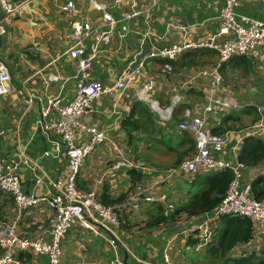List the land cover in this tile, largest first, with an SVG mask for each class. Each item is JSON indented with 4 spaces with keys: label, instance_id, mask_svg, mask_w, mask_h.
<instances>
[{
    "label": "crops",
    "instance_id": "crops-1",
    "mask_svg": "<svg viewBox=\"0 0 264 264\" xmlns=\"http://www.w3.org/2000/svg\"><path fill=\"white\" fill-rule=\"evenodd\" d=\"M95 1L105 4L115 22L113 25L104 24L88 0H31L11 15L0 8V24L5 31L0 44V62L7 68L10 83V90L0 97V159L18 163L15 173L21 180L22 191L39 198L36 206L21 211L12 196L0 193V224L13 225L21 238L44 243L51 239L54 210L49 200L65 186L68 158L61 139L52 130L45 129L57 115L54 111L44 115V111L47 100L52 97H58L60 104L74 97V61L67 53L76 44L72 25L88 23L94 29L108 32L107 39L99 43L94 54L91 78L113 86L125 71L137 75L132 81L125 78L120 91L93 100L87 114L74 128V142L80 146L90 141L88 128L102 131L108 139L107 144L95 147L83 160L76 187L92 193L97 202L113 207L118 225L97 224L100 235L95 236L76 221L61 242L60 264H115L116 259L125 264H166L164 255L168 257V264H223L227 259L260 257L264 250V231L252 224L249 241L233 247L215 263L209 251L211 245L196 253L193 250L198 243L195 229L201 222V214L182 213L172 223L158 226L151 225L150 221L159 215L155 216L156 206L162 212L170 206L169 213H172L173 206L175 209L180 203H186L198 192L199 179L213 172L199 169L192 173L180 167L194 149L177 166L172 163L179 156L173 152L166 154L169 144L174 146L175 138L184 133L177 124L185 119V111L191 119L204 121L206 133L228 135L223 154L228 162L235 161L238 146L243 149L249 139H258L264 145V63L240 55L219 64L215 51L199 49L178 56L170 62L172 71L166 72L163 71L165 61L146 58L182 38L201 41L214 36L222 23L218 17L221 0ZM235 13L238 17L264 21V0H241ZM128 14L134 15L125 19ZM228 37H215L214 43ZM92 42L91 38H84L82 46L88 50ZM142 62L145 66L140 69ZM11 63L16 68L14 74ZM216 71L220 76L218 83L214 80ZM51 76L56 80L51 81ZM148 81L152 86L149 97L160 107H167L178 98L168 121L161 120L146 102L137 99V93ZM213 100L238 108L212 106L208 112ZM135 103L148 106L154 122L153 137L161 131L155 147L149 143L150 127L133 133L137 140L131 143L121 128ZM251 113H255V122H251ZM216 130L226 132L215 133ZM250 131L255 133L251 135ZM112 143L127 159L143 166L134 169L141 175L139 180L129 174L133 169L111 171L118 156ZM186 149V146H176L177 153ZM153 151L160 154L158 160H151L149 152ZM133 154H137V161ZM261 176H264V160L255 166H246L243 171L244 180L254 182ZM133 194L137 196L131 205L121 210V202ZM146 195L153 202L146 203L143 200ZM219 227V220L212 223L213 236ZM110 238L115 246L107 242ZM190 252L194 253L193 257L189 256ZM10 257L21 264H46L42 254L33 252L11 250Z\"/></svg>",
    "mask_w": 264,
    "mask_h": 264
},
{
    "label": "built area",
    "instance_id": "built-area-1",
    "mask_svg": "<svg viewBox=\"0 0 264 264\" xmlns=\"http://www.w3.org/2000/svg\"><path fill=\"white\" fill-rule=\"evenodd\" d=\"M88 1L93 10L102 16L104 24L113 25L115 23L107 12L105 4L95 0ZM240 1L221 0L222 7L219 9L218 17L222 23L214 36L201 41L182 38L176 44L163 46L156 52L148 54L146 58H159L165 61L163 71L166 72H171L173 69L169 62L174 61L185 52L197 49H212L216 51L219 56V64L237 55L252 57L264 63V21L243 16L238 17L235 13V8ZM29 2L31 0H0V8L5 14L11 15L17 12L22 4ZM133 15L128 14L125 19H130ZM4 34L5 31L0 24V44ZM228 35L229 37L223 42L214 43L215 37L219 38ZM107 36L108 32L105 29H94L88 23H74L72 25V37L76 40V44L67 53L69 58L74 61L75 95L65 104H60L58 97L50 98L46 102L44 111V115L49 111H54L57 115V119L51 121L48 126H45V129L52 130L61 139L68 158L65 186L59 189L57 193H53L49 200L54 210L51 239L48 243H44L38 239L21 238L17 235L13 225L1 223L0 249L2 256L0 257V264H21L17 260H12L10 257L11 250L22 253L33 252L42 254L45 257L46 264H60L61 242L64 240L71 224L77 221L83 229L95 236L100 235L96 230L97 224L102 226L118 225V215L113 207L102 206L95 200V196L92 193L82 192L76 187L77 176L83 160L88 157L95 147L107 144L108 139L102 131L88 128L87 131L91 135L90 141L85 146H80L74 142V128L79 123V119L87 114L90 103L93 100L107 93L120 91L124 88L125 78L132 81L137 75V73L125 71L113 86L104 85L100 81L91 78L94 54L98 49L99 43L107 39ZM84 38H91L93 41L88 50L82 46ZM144 66V62L139 64L140 69H143ZM50 80H56V77L51 76ZM214 80L216 83L220 81L217 71L215 72ZM151 89V82L148 81L137 93V99L146 102L161 120L168 121L178 98H174L169 106L160 107L155 100L149 97ZM8 90H10L9 74L6 66L0 62V97ZM212 106L234 110L238 108L236 105L213 100L207 108L208 112L211 111ZM184 117L185 119L177 124V128L193 137L195 151L180 164V167L192 173L199 169L216 171L228 169L233 173V179L220 202L212 210L200 216L201 222L195 229L198 243L194 245L193 250L199 252L203 247L209 245L212 238L210 225L223 216H235L246 219L252 223L254 228L264 231V199L256 200L253 197L251 180L243 179L242 172L245 166L238 161L228 162L223 157L224 149L229 142L228 135L206 133L203 130L204 121L199 118L191 119L188 111H185ZM80 126L84 129V126ZM249 133L253 135L255 132L250 131ZM111 146L118 153L115 162L111 166V171L143 168L141 164L127 159L119 151L115 143H112ZM240 151L241 147L238 146L237 153ZM48 154L46 153V155ZM17 166L18 163L0 159V193L12 196L16 206L23 211L36 206L39 198L22 191L21 180L15 173ZM54 189H57V185H54ZM136 196L133 194L129 199L122 202L119 208L121 210L127 209ZM161 199H165V197ZM144 200L149 203L153 202L150 196ZM170 209L171 207L167 206L165 214H168ZM95 215H98L99 218H95ZM107 242L111 246H115L113 239L110 238ZM164 260L168 264L167 255H164ZM115 264L125 263L116 259Z\"/></svg>",
    "mask_w": 264,
    "mask_h": 264
},
{
    "label": "trees",
    "instance_id": "trees-1",
    "mask_svg": "<svg viewBox=\"0 0 264 264\" xmlns=\"http://www.w3.org/2000/svg\"><path fill=\"white\" fill-rule=\"evenodd\" d=\"M254 114L251 113L253 116L251 122H255L257 119ZM146 127H150L148 136L149 143L152 147H155L158 144L157 136L161 134V131L156 132L155 137H153L154 122L148 106L144 103H135L129 115L122 121L121 128L125 131L131 143L137 140L133 133L143 131ZM219 132H226V130H216L215 133ZM187 134V132H184L177 136L174 140V146L170 143L167 147L166 154L173 152L179 156L178 159L174 160L172 166L180 164L181 161L195 149L194 141ZM164 137L168 138L167 135H164ZM170 139L172 141L171 137ZM176 146H186L187 149L183 153H177ZM239 159L245 166H255L261 163L264 160L263 143L258 139H249L242 149ZM129 174L134 176V180H139L141 178V175H137L134 170H131ZM232 179L233 173L227 169L223 171L213 170V172L205 174L199 179L200 186L198 192L192 195L186 203H180L175 209L173 206L172 213L165 214V210L162 212V209L156 206L155 216L159 215L152 219L150 224L158 226L165 223H172V221L174 219L176 220L177 216L182 213L189 216H196L209 212L220 202ZM252 188L253 197L256 200L263 199L264 176L256 178L254 182H252ZM100 203L102 206L108 207L104 202L101 201ZM110 203H116V201ZM218 220L220 227L214 236L212 232L213 239L211 238V242L209 243V245H211L209 251L215 263H217L219 259L224 258L227 252L233 247L247 243L251 237L252 230L251 222L246 219L235 216H223ZM210 228L212 230V224ZM223 264H264V250L262 255L256 259L254 256L241 259H227Z\"/></svg>",
    "mask_w": 264,
    "mask_h": 264
},
{
    "label": "rangeland",
    "instance_id": "rangeland-1",
    "mask_svg": "<svg viewBox=\"0 0 264 264\" xmlns=\"http://www.w3.org/2000/svg\"><path fill=\"white\" fill-rule=\"evenodd\" d=\"M190 39V38H189ZM191 40V39H190ZM193 41H195V40H193ZM10 69H11V71H12V74H14L15 72H16V68H15V66L13 65V63H11L10 64ZM14 84H15V82H13ZM149 154H150V156H151V160H153V161H155V160H158L159 158H160V154L159 153H157V152H155V151H153V152H149ZM134 155V159H135V161H137L138 160V158H137V154H133ZM161 157H163V156H161ZM163 159H164V157H163ZM162 159V160H163ZM79 175V174H78ZM78 177V176H77ZM146 197H148L147 195L143 198V200L146 198ZM145 201V200H144ZM146 202V201H145ZM146 203H149V202H146ZM72 225V224H71ZM70 225V226H71ZM70 228V227H69ZM68 228V229H69ZM195 252V251H194ZM196 253V252H195ZM189 256L190 257H193L194 256V253L193 252H190V254H189Z\"/></svg>",
    "mask_w": 264,
    "mask_h": 264
},
{
    "label": "clouds",
    "instance_id": "clouds-1",
    "mask_svg": "<svg viewBox=\"0 0 264 264\" xmlns=\"http://www.w3.org/2000/svg\"><path fill=\"white\" fill-rule=\"evenodd\" d=\"M197 50H199V49H197ZM211 50H212V49H211ZM213 51H214V50H213ZM215 52H216V51H215ZM216 53H217V52H216ZM217 55H218V54H217ZM237 56H240V55H237ZM233 57H234V56H233ZM218 59H219V56H218ZM230 59H231V58H230ZM169 63H170V62H169ZM218 63H219V60H218ZM171 66H172V65H171ZM214 107H215V106H214ZM188 134H189V133H188ZM193 140H194V139H193ZM194 145H195V142H194ZM241 149H242V148H241ZM194 151H195V149H194ZM235 161L240 162V161H239V158H238V153H237V158L235 159ZM235 161H234V162H235ZM232 163H233V162H232ZM241 163H242V162H241ZM242 164H243V163H242ZM243 165H244V164H243ZM244 166H245V165H244ZM245 169H246V166H245ZM245 169H244V170H245ZM133 170H134V169H133ZM227 170H228V169H227ZM244 170H243V171H244ZM242 175H243V172H242ZM250 180H251V179H250ZM251 182H253V181L251 180ZM263 199H264V198H263ZM261 200H262V199H261ZM108 207H110V206H108ZM251 224H252V223H251Z\"/></svg>",
    "mask_w": 264,
    "mask_h": 264
}]
</instances>
